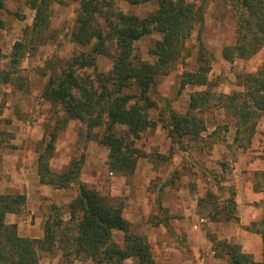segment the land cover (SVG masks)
I'll use <instances>...</instances> for the list:
<instances>
[{
	"label": "trees",
	"instance_id": "obj_1",
	"mask_svg": "<svg viewBox=\"0 0 264 264\" xmlns=\"http://www.w3.org/2000/svg\"><path fill=\"white\" fill-rule=\"evenodd\" d=\"M35 11L32 26L24 31V39L13 46L9 70H0V83H10V74L25 54H29L28 44L37 38L38 45L50 41L49 2L46 0H26ZM79 4L75 29L71 32L73 44L86 48V54L74 56L59 75L49 78L41 98L52 107L60 108L61 120L55 122L56 129L68 121L85 122L89 128L102 124L106 119L102 143L109 149V167L116 173L131 175L134 172L138 153L125 136L138 137L147 127L145 108L153 106L149 97L157 76L167 73L183 57L184 44L194 27L202 25L204 3L195 5L185 0H158V8L146 18L126 14L119 9L116 0H72ZM131 6L148 0H117ZM235 20V43L223 48L222 59L233 63L254 56L264 45V0H225ZM48 2V3H47ZM0 0V11L4 8ZM1 26V22H0ZM161 39L151 49L157 60L153 65L145 62L129 61L132 45L152 33ZM116 48L119 54L114 58L113 71L107 75L98 74L96 80L77 72L88 69L98 55H110ZM198 68L184 74L181 87L196 86L207 88L191 97L186 115L169 111L165 122L168 137L175 145L200 142V133L205 130L203 120L196 113L202 110L223 108L234 119L235 140L239 147L249 146L256 130L257 119L264 115V63L253 74H236L239 91L230 95H213L208 88L217 86L209 79L214 57L199 44ZM96 82V84L94 83ZM134 87L136 93L127 94ZM214 97V98H213ZM213 101L215 103L212 102ZM135 101V104H131ZM138 103L145 105L140 106ZM129 104V105H128ZM104 118V119H103ZM126 131L114 134L116 127ZM0 131V147L4 144ZM50 142L38 156L37 170L40 182L55 189H65L78 180L79 167L73 164L67 172L53 173L48 165L54 151V134L47 135ZM261 181L254 185L255 192L264 190V172L258 173ZM234 193L221 202L208 193L197 202L198 214L210 222H238ZM26 206L24 195L0 194V264H43L45 256L60 254L61 261H91L95 264H159L152 247L145 236L135 235L129 223L123 218L120 207H114L106 198L84 184L78 186L76 197L67 205L69 218L62 219L59 208L51 206L43 225V237L30 239L18 234L15 224L5 223L7 215H19ZM248 230L260 235L262 259L255 262L251 255L241 251V247L226 241L211 240L214 255L226 258L228 264H264V218ZM115 233L122 234V241L114 240Z\"/></svg>",
	"mask_w": 264,
	"mask_h": 264
},
{
	"label": "rangeland",
	"instance_id": "obj_2",
	"mask_svg": "<svg viewBox=\"0 0 264 264\" xmlns=\"http://www.w3.org/2000/svg\"><path fill=\"white\" fill-rule=\"evenodd\" d=\"M46 1L50 4L51 18L48 28L50 41L38 45L36 42L38 39L34 38L33 43L28 44L27 48L30 53L25 54L19 65L12 70L10 83H0V92L5 87L13 86L25 87L30 91L39 90L42 93L49 78L59 75L71 61L70 59L78 54L87 53L86 48L69 42L70 34L75 29V17L78 15L79 4L72 0ZM186 1L195 5L204 3V21L202 25L194 27L187 38L180 56L183 59L168 69L167 73L157 76L156 84L149 93L154 105L145 108L144 111L147 127L138 133L137 138L130 135L125 136V141L138 151L137 154L134 153L137 160L131 175L116 173L109 167L110 151L102 143L104 133H106L104 127L106 119L102 124L99 123L92 128H89V124L85 122L70 120L63 127L56 129L55 122L57 119L61 120L62 112L60 108L55 109L45 103L40 94V105L45 103L49 108L45 109L47 121L41 125L45 138L41 144L33 145V148L39 156L50 142L47 135L54 134L53 156L48 161L50 170L55 174H62L75 164L79 167V173L76 183L65 189H59L60 191L55 194L48 193L49 195L28 198L24 195L26 197L24 210L19 215L10 214L5 218L6 224L16 225L20 236H22L23 229L33 225V217L44 223L47 215L52 213L50 207L53 205L59 208L62 219L68 220L67 205L76 197L80 184L96 191L114 207H120L123 218L130 225L131 232L145 236L152 249L154 245L160 247V243H164V240L157 237L162 236L161 232L166 235L168 233L170 239L167 238L166 243H168L172 239L169 236L170 233L176 234L178 232L176 229L182 231V234L178 233L176 243L184 259L190 264H199V257L209 252L206 245H210L212 239L217 240V232L223 230L228 224H237L243 232H248L250 228L247 225L239 226L238 217V222H210L198 214L199 198H205L206 194L211 193L221 202L234 193V200L237 203L239 192L244 191L239 185L235 187V182L239 181L240 177H245L246 183H250L247 189L249 196L257 197V200L252 202L253 205H249L257 209L254 211L258 217L256 222L264 218V191L260 192L261 195H257V192L253 190L254 185L261 181L257 174L264 172V115L257 119L256 130L250 145L244 148L239 147L235 140L234 119L226 115L223 108L210 107L201 112L199 107L195 109L196 115L203 120L206 127L200 133V142L193 143L184 139V145L179 146L174 145L168 137L165 121L169 118V111L186 115L192 109L190 108L191 97L207 89L191 85L181 87L184 74L198 68L200 43L208 53L215 57L211 63L209 79L217 86L208 88L211 93H214L213 95H230L239 91L240 89L235 86L236 74L255 72L264 61V48L260 54L247 61L236 60L230 64L222 59L223 47L234 42L235 34V20L225 0ZM3 5L4 8L0 11V70L6 71L11 69L10 55L14 44L23 41L24 31L32 26L33 21L29 20L30 17L28 18L32 11L26 0H4ZM117 5L124 13H132L141 18H146L155 9L154 4L145 5L143 8L125 4L119 6L118 3ZM160 39L161 35L155 32L134 43L129 61L134 58L135 60L132 61L134 63L139 61L153 65L157 58L153 57L150 52ZM109 54L108 56H96L91 67L78 71L77 74L85 73L89 75L90 80H96L100 73L105 75L111 73L113 60L119 52L114 47L110 49ZM28 77L31 79L29 80ZM136 91L134 87H131L125 92L131 94ZM213 98L212 102L215 103ZM5 102L6 96L3 94L0 97L1 109ZM132 103L135 104V101H131L130 105ZM138 105L145 107L142 103ZM124 131H126L125 127L118 126L113 130L117 135ZM2 138L8 143L6 133ZM3 152L5 151L0 152V157L4 154ZM5 179L6 177L0 171V181ZM0 194L6 195L7 192L0 188ZM27 200H29V205ZM14 216L17 218V223L12 221ZM201 218L205 220V223L194 232L192 226ZM184 220L188 226L180 228L178 225ZM190 231L196 234L203 232L201 239L190 236L192 237L190 239H197L196 241L201 246L199 251L192 247V242L188 241ZM114 240L120 243L122 234L115 233ZM153 253L160 264L157 252L153 250ZM212 256L215 257V255ZM42 263L95 264L88 260L62 262L60 254L54 257L45 256ZM216 263L228 264L226 258H219Z\"/></svg>",
	"mask_w": 264,
	"mask_h": 264
},
{
	"label": "crops",
	"instance_id": "obj_3",
	"mask_svg": "<svg viewBox=\"0 0 264 264\" xmlns=\"http://www.w3.org/2000/svg\"><path fill=\"white\" fill-rule=\"evenodd\" d=\"M115 2L118 3L119 6H121L122 4L129 5L128 3L123 1L116 0ZM148 4L155 5L154 11L157 10L159 6L158 0H148L145 3L134 6H140L143 8L145 7V5ZM226 4L229 6L227 2ZM31 11L32 12L30 15H28V18L30 17L31 19L29 20L33 21L35 16V11L32 9ZM128 14H132V13H128ZM204 17H205V9L203 14V21H204ZM75 18H77V16ZM69 42L72 43L71 40H69ZM234 43H235V34H234V42L225 47L232 46L234 45ZM263 48L264 45L251 58L260 54ZM251 58L247 60H250ZM247 60H237V61H247ZM263 63L264 61L262 62V64ZM255 72H249L243 74H253ZM28 78L29 80L31 79V77ZM235 86L238 87L237 84H235ZM12 87H5V89H3V91L0 92V97H2L3 94L4 96H6V102L4 106L2 107V109L0 107V125L2 123V125L0 126L1 127L0 131L6 133L8 136L7 139L8 143H6V140H4L3 146L0 147V152L5 151L3 152L4 154L0 157V171L6 177L5 180L0 181V188H2L3 191L7 192L8 195H26L27 198L30 196L37 197V195H49L48 193L55 194V192H59L60 190L59 189L56 190L55 188L50 187L49 185L42 184L40 182L39 176L37 174L38 154L33 148V145L38 143L41 144V141L43 140V138H45V135L42 132L41 125L45 121H47V116H46L47 114H45L46 112L45 109L49 108L47 104L49 105L51 104L48 101L43 100L47 104L43 103L42 105H40L39 96L42 93L39 90L30 91L25 87L24 88L13 87L14 89ZM244 178L245 177H240L239 181L235 182V187H238L239 185L240 188H242V190L244 191L241 193L239 192L238 194V198H237L238 201L236 203V209H237L236 217L239 218V226L247 225L251 227L253 224L257 223L256 220H258V217L256 215L257 213L254 212L257 209H253L249 205H253L252 202L254 200H257V197L254 195L252 197L249 196L247 189L248 186H250V183L249 182L246 183ZM262 191L264 190L257 191V195H261L260 192ZM27 202L29 205V200H27ZM28 210L30 211L29 206H28ZM184 212H186V210ZM184 215L186 216V214ZM33 219H34L33 225L27 226V228L23 229L21 237L30 238V239H41L43 237L44 223H41L35 217H33ZM12 221L13 223L18 222L15 216L14 219L12 218ZM65 221H67V219H65ZM178 226H180L181 228V227H187L188 225L186 224V220H184L182 224ZM176 230H178L176 234L174 233L169 234V236H171L172 239L170 242L168 241V243H166L167 238L169 239L168 233L166 235V233L161 232L162 236L161 235L157 236L161 240H164V243L162 244L160 243V247L154 245V249H152L157 252L158 254L157 258L160 261V264H190L188 261L184 259L183 254H181L182 252L180 250V247L176 243V240L178 238L177 237L178 233H181L182 231H180L179 229ZM247 231L248 232H243V230H241L237 226V224L230 223L223 230L217 232V241H226L227 243L230 244H236L241 247V251L243 253L251 255L255 262H260L262 259L261 237L260 235L258 236L257 234L251 232L250 230ZM201 234L188 232V237H189L188 241L192 242L191 243L192 247L196 248L198 251L201 248V246L196 240L198 238L199 239L203 238ZM191 235L197 239L194 238L190 239L192 238L190 237ZM206 246L208 247L209 252L204 253L202 255L203 257L201 258L199 257V264H218L216 262L219 258H217L216 256L213 257L211 255V252L214 253L213 244L212 243L210 245L207 244ZM210 255L213 259H211Z\"/></svg>",
	"mask_w": 264,
	"mask_h": 264
},
{
	"label": "built area",
	"instance_id": "obj_4",
	"mask_svg": "<svg viewBox=\"0 0 264 264\" xmlns=\"http://www.w3.org/2000/svg\"><path fill=\"white\" fill-rule=\"evenodd\" d=\"M110 175H111V173H110ZM205 223V220L204 219H198V221L192 226V229L194 230V231H197L198 229H199V227L202 225V224H204ZM211 255H214V253H212L211 252Z\"/></svg>",
	"mask_w": 264,
	"mask_h": 264
}]
</instances>
